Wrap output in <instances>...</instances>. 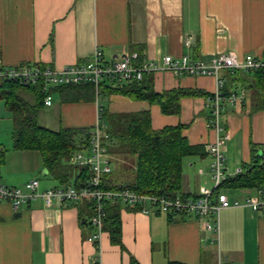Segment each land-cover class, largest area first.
Masks as SVG:
<instances>
[{
	"label": "crops",
	"instance_id": "1",
	"mask_svg": "<svg viewBox=\"0 0 264 264\" xmlns=\"http://www.w3.org/2000/svg\"><path fill=\"white\" fill-rule=\"evenodd\" d=\"M95 48L109 60L137 52L154 63L167 55H187L191 60H208L229 51L239 57L260 55L264 52V0H0V66L59 68L87 61ZM148 76L157 94L188 93L179 98L177 114L162 113L157 102L104 91L96 101L93 89L92 95L82 92L66 99L59 89L50 93L52 104L41 108L47 109L48 119L55 124L39 123L52 130H89L101 119V108L110 113L148 111L152 129L181 126L187 142L204 149V156L182 159L184 195L179 196L212 189L206 146L217 134L208 126L207 98L215 90V78L175 75L166 69ZM219 76L223 90L242 96L236 102L223 101L220 109L218 136L228 134L224 168L227 178H232L250 162L252 147L258 155L264 154V87H254L253 73L223 69ZM3 111L0 121L12 122L11 113L5 107ZM0 149H5L1 143ZM120 162L111 161L112 171L118 170ZM33 178L39 180L38 191L73 186L72 177L68 183L55 179L44 168L38 151L6 148L0 183L22 188ZM260 188L264 195V184ZM220 190L230 201L258 197L257 188ZM90 214L83 200L57 203L53 199L46 205L35 198L14 211L8 201L0 199V264H130V257L139 264H264V211L222 209L214 239L194 215L166 214L147 203L121 204L123 249L110 243L103 228L96 243L89 240L93 233Z\"/></svg>",
	"mask_w": 264,
	"mask_h": 264
},
{
	"label": "built area",
	"instance_id": "2",
	"mask_svg": "<svg viewBox=\"0 0 264 264\" xmlns=\"http://www.w3.org/2000/svg\"><path fill=\"white\" fill-rule=\"evenodd\" d=\"M166 69L175 75H207L215 78V90L208 96L209 120L217 137L206 146L211 158V180L213 188H202L195 196H168L165 194H138L130 188L107 190L100 187L103 174L111 172V156L108 153L110 135L107 124L103 120L87 130V145L83 150L74 151L68 158L69 165L87 166L91 176L79 188L73 186L53 187L38 191L39 180L33 178L22 188L7 187L0 183V199L8 201L12 209L17 211L28 201L41 198L49 205L54 199L57 203H74L85 201L91 210L89 224L93 233L89 237L97 241L106 217L105 206L108 203H119L125 206H141L145 203L159 212L170 215H194L201 220V227L214 234L217 239L219 232V213L230 207H247L252 211H264V195L257 188V198L247 197L243 201H230L220 190V185L226 180L223 148L228 134L218 136L220 127V109L223 101L236 102L241 94H223V80L220 70L230 72L242 71L254 73L264 69V52L260 55L247 54L239 57L236 53L220 52L208 60H191L187 55L179 58L164 56L161 63L149 62L137 52L125 53L114 59H106L100 48H95L87 61L83 63L52 67L50 65L21 64L14 67L0 66V82H13L23 87L37 86L44 94L43 104L50 106L52 96L49 89L54 86L89 84L94 92L95 100L102 97L105 87L116 88L131 82H140L146 73ZM240 172V170H238ZM144 212H147L143 208ZM218 264H221L218 262Z\"/></svg>",
	"mask_w": 264,
	"mask_h": 264
},
{
	"label": "trees",
	"instance_id": "3",
	"mask_svg": "<svg viewBox=\"0 0 264 264\" xmlns=\"http://www.w3.org/2000/svg\"><path fill=\"white\" fill-rule=\"evenodd\" d=\"M258 90L264 87V69L253 73ZM66 93V99L85 92L92 95L89 84L66 85L50 88L49 93L57 90ZM223 94H227L223 90ZM106 94H121L132 100L157 102L164 114H177L179 98L187 92L153 91L151 80L146 73L140 82H131L121 87H105ZM44 94L37 86L23 87L13 82H0V102L11 113L12 148L15 150H35L42 157L44 168L59 182L68 183L79 188L91 176L87 166H68L69 156L76 150H83L87 145V130L58 129L52 130L38 122V112L44 106ZM261 106H264V98ZM100 118L108 127L110 140L107 148L113 159H118V170L125 176L124 181L117 182L113 171L103 174L100 187L107 190L130 188L138 194H165L168 196L184 195L182 193V159L187 156H204L202 146L190 145L181 134V126H167L154 130L150 124V113L138 111L132 113H110L101 108ZM5 149H0V162L3 161ZM264 184V154L258 155L251 149L250 162L242 166L232 178H226L221 188H260ZM119 203L105 206L106 217L103 230L109 235L111 244L123 249L121 242ZM130 264H139L130 257ZM168 264H181L168 262Z\"/></svg>",
	"mask_w": 264,
	"mask_h": 264
},
{
	"label": "rangeland",
	"instance_id": "4",
	"mask_svg": "<svg viewBox=\"0 0 264 264\" xmlns=\"http://www.w3.org/2000/svg\"><path fill=\"white\" fill-rule=\"evenodd\" d=\"M101 99V98H100ZM104 99H102L103 101ZM3 102H0V118L3 116ZM47 109L43 108L41 109V115L38 120L42 125L46 127H51V123L55 124L54 119H48L47 115ZM11 128H12V122L4 118V120L0 121V143L3 145V147L8 148L12 147V137H11ZM113 174L117 175V182L121 183L124 181L125 176L123 177V174H120V171L117 169H114Z\"/></svg>",
	"mask_w": 264,
	"mask_h": 264
}]
</instances>
